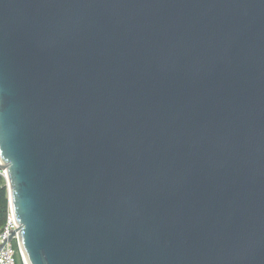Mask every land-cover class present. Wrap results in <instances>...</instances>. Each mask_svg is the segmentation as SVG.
Returning a JSON list of instances; mask_svg holds the SVG:
<instances>
[{
    "label": "water",
    "instance_id": "obj_1",
    "mask_svg": "<svg viewBox=\"0 0 264 264\" xmlns=\"http://www.w3.org/2000/svg\"><path fill=\"white\" fill-rule=\"evenodd\" d=\"M0 168L24 264H264V0H0Z\"/></svg>",
    "mask_w": 264,
    "mask_h": 264
},
{
    "label": "built area",
    "instance_id": "obj_2",
    "mask_svg": "<svg viewBox=\"0 0 264 264\" xmlns=\"http://www.w3.org/2000/svg\"><path fill=\"white\" fill-rule=\"evenodd\" d=\"M0 176L6 179V172L1 168ZM17 229L18 225L10 209L7 223L0 232V246H3L0 251V264H18V256H21V252L18 245ZM14 232H16V236L10 241L9 239Z\"/></svg>",
    "mask_w": 264,
    "mask_h": 264
},
{
    "label": "trees",
    "instance_id": "obj_3",
    "mask_svg": "<svg viewBox=\"0 0 264 264\" xmlns=\"http://www.w3.org/2000/svg\"><path fill=\"white\" fill-rule=\"evenodd\" d=\"M10 214L9 192L6 179L0 176V232L4 229ZM18 264H24L22 257L18 256Z\"/></svg>",
    "mask_w": 264,
    "mask_h": 264
}]
</instances>
